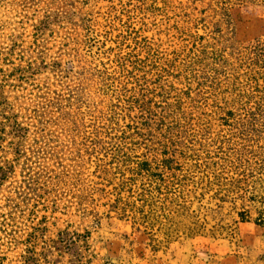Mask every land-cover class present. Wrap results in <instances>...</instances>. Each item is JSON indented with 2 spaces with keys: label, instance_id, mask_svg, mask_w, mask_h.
I'll use <instances>...</instances> for the list:
<instances>
[{
  "label": "trees",
  "instance_id": "1",
  "mask_svg": "<svg viewBox=\"0 0 264 264\" xmlns=\"http://www.w3.org/2000/svg\"><path fill=\"white\" fill-rule=\"evenodd\" d=\"M126 2L93 0L89 27L77 9L52 63L34 42L20 64L18 44L3 59L0 194L9 182L13 193L0 226L25 207L28 237L43 232L47 217L36 214L47 199L54 214L124 221L154 243L207 234L241 243L239 224L264 237V39L241 44L235 12L264 0H172L152 37ZM28 54L55 81L19 111L2 93L8 78L39 70Z\"/></svg>",
  "mask_w": 264,
  "mask_h": 264
},
{
  "label": "rangeland",
  "instance_id": "2",
  "mask_svg": "<svg viewBox=\"0 0 264 264\" xmlns=\"http://www.w3.org/2000/svg\"><path fill=\"white\" fill-rule=\"evenodd\" d=\"M53 1L32 0L33 7L26 13L16 7L15 10L10 9L12 6L8 8L10 5L0 6V69L6 54L16 44L15 64H20L22 51L33 46V42L36 53L44 55L47 63L57 60L62 38L77 29L72 24L78 20L77 16H72L77 9L83 12L79 23L84 22L89 27L93 0H59L62 7ZM126 1L128 9H137V21L148 23L151 37L156 23L163 17H171L172 0ZM235 12L239 18V42L248 45L262 41L264 7L249 5ZM51 19L57 21L50 24ZM47 24L49 27L44 29ZM138 30L143 29L139 26ZM30 58L28 54L26 61L34 63L39 70L35 74L21 75V78H8L10 86L2 93L19 111L22 109L19 105L43 96L42 89L55 81L53 72L40 70L36 55ZM11 188L9 182L0 194V215L9 212L6 203L13 193ZM47 203L45 199L36 214L38 220L47 217L45 230L32 238L28 237L34 226L30 208L15 210L13 221L0 226V264H264V237L253 224H239L241 243L212 234L154 243L124 221L103 217L96 226L74 209L68 215L54 214L47 209ZM213 216L207 219L211 226L221 217L216 214L217 220H212Z\"/></svg>",
  "mask_w": 264,
  "mask_h": 264
}]
</instances>
